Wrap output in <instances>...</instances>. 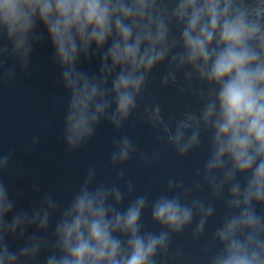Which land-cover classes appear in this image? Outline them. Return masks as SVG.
Instances as JSON below:
<instances>
[{
    "label": "clouds",
    "instance_id": "obj_1",
    "mask_svg": "<svg viewBox=\"0 0 264 264\" xmlns=\"http://www.w3.org/2000/svg\"><path fill=\"white\" fill-rule=\"evenodd\" d=\"M45 42L64 94L66 154L102 122L121 132L133 116L179 159L205 141L206 154L193 178L177 174L153 198L124 166L159 161L161 149L122 134L109 153L112 181L89 166L70 197L32 183L33 199L7 180L25 175L15 148H0V264H182L173 239L188 230L197 264H264V0H0V88L31 74ZM93 61L95 70L82 66ZM153 83L184 101L177 116L145 100ZM40 145L33 135L24 151ZM145 213L158 231L145 229Z\"/></svg>",
    "mask_w": 264,
    "mask_h": 264
},
{
    "label": "water",
    "instance_id": "obj_2",
    "mask_svg": "<svg viewBox=\"0 0 264 264\" xmlns=\"http://www.w3.org/2000/svg\"><path fill=\"white\" fill-rule=\"evenodd\" d=\"M50 56L51 46L45 42L36 49L31 74H19L14 86L0 88V148L4 151L15 148V162L25 169L23 177L11 173L7 177L14 192L22 190L28 197L38 199L31 192V184L38 183L42 192L51 191L68 198L78 187L89 166L98 169V180L112 181L115 171L110 166L109 153L113 137L122 134L130 135L139 143L142 151L150 153L154 147L159 146L162 152V158L152 164L133 158L124 166L137 193L148 192L154 198L166 191L169 178L177 174L186 179L195 176L206 154V141L205 148L181 160L170 147L158 145L156 133L148 124L141 123L137 116H133L121 132L102 122L95 138L88 145L72 155L66 154L60 139L64 94L57 86L58 72L51 65ZM82 66L85 70H95L98 61H93L91 65L83 63ZM149 95L159 100L166 119L170 115L177 116L184 103L174 89L161 90L158 83H153L145 100L149 99ZM33 135L41 137V145L37 151L27 154L24 145L31 142ZM28 202L27 198L23 199L20 206L26 207ZM222 213L223 207L218 205L216 219L210 222L205 240L210 238L211 228L219 221ZM143 223L146 230L158 231L150 213H145ZM173 248H180L185 253L186 259L182 264H197L201 257L199 245L191 241L190 230L181 237H174ZM199 264H204L203 259H199Z\"/></svg>",
    "mask_w": 264,
    "mask_h": 264
}]
</instances>
